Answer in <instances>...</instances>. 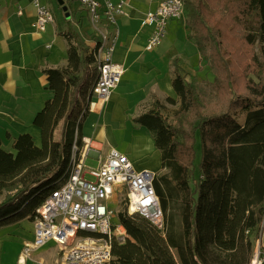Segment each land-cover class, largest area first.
Wrapping results in <instances>:
<instances>
[{
	"label": "trees",
	"instance_id": "trees-1",
	"mask_svg": "<svg viewBox=\"0 0 264 264\" xmlns=\"http://www.w3.org/2000/svg\"><path fill=\"white\" fill-rule=\"evenodd\" d=\"M182 1L186 39L212 77L199 81L179 58L172 59L171 87L180 104L172 122L159 100L132 119L147 129L160 153L153 187L163 228L129 217L124 206L117 210L126 238L123 243L111 240L115 264H249L260 233L264 0ZM73 27L70 21L60 33L67 44L66 66L42 70L50 97L32 122L40 129L41 146L22 134L7 152L0 140V227L31 222L67 178L74 140L83 146L81 127L98 77L97 39L93 36L92 46L86 45Z\"/></svg>",
	"mask_w": 264,
	"mask_h": 264
},
{
	"label": "crops",
	"instance_id": "crops-1",
	"mask_svg": "<svg viewBox=\"0 0 264 264\" xmlns=\"http://www.w3.org/2000/svg\"><path fill=\"white\" fill-rule=\"evenodd\" d=\"M52 1L41 0L50 9L53 22L36 31V11L32 0H0V140L7 152H12L13 138L22 134H29L34 144L41 146L40 129L32 122L50 97L45 90L46 80L42 70L66 66L67 44L60 35L64 30L63 22L59 23L55 13L56 9L63 11L64 1L59 4L57 0L56 8ZM122 1L127 6L123 7L124 15L118 19L119 38L113 61L122 65L124 75V63L130 60L133 74L124 83L120 80L101 111L88 113L83 121L81 135L88 140L84 165L90 160L96 161L98 167L109 152L115 150L126 155L136 170L156 174L160 171V153L150 133L133 123L132 119L147 111L146 106L154 100L161 102L168 97L174 98L171 61L176 56L172 58L161 53L146 59H142L143 56L133 59L138 47L145 51V43L152 31L151 26L141 19L144 9L148 8L147 13L153 11L162 0ZM79 10L77 7L75 12L80 14L78 17L70 10L71 23L79 22L77 28L82 25V14L88 23L85 12ZM68 15L64 14L65 17ZM173 22H169L168 26ZM78 34L84 39L81 33ZM139 126L147 131L148 136ZM128 129H137L136 138L140 141H136L140 143L135 149L129 147L120 151L114 134L119 131L124 135Z\"/></svg>",
	"mask_w": 264,
	"mask_h": 264
},
{
	"label": "built area",
	"instance_id": "built-area-1",
	"mask_svg": "<svg viewBox=\"0 0 264 264\" xmlns=\"http://www.w3.org/2000/svg\"><path fill=\"white\" fill-rule=\"evenodd\" d=\"M97 39L94 52L98 77L92 89L88 113H98L109 101L124 73L122 65L113 61L119 38L118 19L127 4L120 0H76ZM36 11L34 30L41 31L53 22L50 9L41 0H32ZM182 0H162L145 15L144 24L152 31L144 49L151 51L164 39L166 27L181 18ZM76 140L71 147L67 178L35 211L31 223L33 242L24 246L25 258L48 242L60 252L53 264H115L111 240L123 243L126 232L116 218L117 196L123 195V206L129 217L140 216L158 230L163 228L162 211L153 187L154 173L136 170L127 156L111 150L95 169L84 165L88 140ZM249 264H264V216L260 233L253 244Z\"/></svg>",
	"mask_w": 264,
	"mask_h": 264
},
{
	"label": "rangeland",
	"instance_id": "rangeland-1",
	"mask_svg": "<svg viewBox=\"0 0 264 264\" xmlns=\"http://www.w3.org/2000/svg\"><path fill=\"white\" fill-rule=\"evenodd\" d=\"M64 7H61L62 10L56 9V18L59 20V23L63 22V27L65 31L67 29V24H70V10L75 14L77 12L78 4H76V0H63ZM134 2L135 0H131ZM55 4V8L57 7V0L52 1ZM126 3V2H125ZM127 4V3H126ZM77 6V7H76ZM67 11L65 12V10ZM148 8L146 7L143 12L142 20L145 19V15L147 14ZM82 12V11H81ZM64 14H69L68 16H64ZM80 15V14H79ZM79 15L75 14V17ZM75 20V19H73ZM72 20V21H73ZM88 20V19H87ZM82 25L80 28H77V22L74 23V30L78 33H81L84 36V43L86 45L92 46L93 42L91 41L90 34L93 37L94 33L90 23L86 22L85 15L82 14ZM79 29V30H78ZM90 34L88 35V33ZM189 34V29L187 28V18L186 11L184 10L183 15L180 19L174 21L166 27V33L164 39L161 44L154 48L153 50L146 52L138 49L135 51V55L133 59L140 57L142 59H146L149 56L160 55L161 53H165L166 56L175 58H179L181 60L182 68L189 74L194 75L198 78L199 81L209 82L211 80L212 74L209 68L199 61V57L197 54L196 47L192 42H189L186 39V35ZM173 56V57H174ZM172 57V58H173ZM125 74L121 79V83L133 74L131 61L128 60L124 63ZM201 69V70H199ZM119 85V84H118ZM118 87V86H117ZM113 93V92H112ZM112 95V94H111ZM173 98V97H172ZM175 102L173 104L167 103L165 100L161 101L163 103L162 113L164 117L168 119L169 122H172V114L179 108V100L176 96L173 98ZM153 103V102H152ZM146 105V104H145ZM151 108V104L146 106V109ZM242 113H238L236 117L238 120H241ZM143 132H146L144 128L140 127ZM137 129H131L126 131L124 135H122L119 131L114 134V138L116 140L117 147L120 151L128 149L129 147H135L138 145L140 141ZM149 133V132H148ZM148 136V134H147ZM57 137V133H56ZM139 141H136V140ZM140 143V142H139ZM197 156L199 158V148L196 146ZM88 169H95L97 167L96 161H88L85 165ZM117 204L114 208L115 210H119L123 207V195L117 196ZM33 242V226L32 223L26 219L21 220L19 222H14L10 224H6L5 226L0 227V264H53L60 256V252L58 251V247L52 243L48 242L43 247L33 250L29 256L23 258L21 256L22 250L24 246L28 243Z\"/></svg>",
	"mask_w": 264,
	"mask_h": 264
},
{
	"label": "water",
	"instance_id": "water-1",
	"mask_svg": "<svg viewBox=\"0 0 264 264\" xmlns=\"http://www.w3.org/2000/svg\"><path fill=\"white\" fill-rule=\"evenodd\" d=\"M58 3H59V4H62V1H61V0H58Z\"/></svg>",
	"mask_w": 264,
	"mask_h": 264
},
{
	"label": "bare ground",
	"instance_id": "bare-ground-1",
	"mask_svg": "<svg viewBox=\"0 0 264 264\" xmlns=\"http://www.w3.org/2000/svg\"><path fill=\"white\" fill-rule=\"evenodd\" d=\"M94 36V35H93Z\"/></svg>",
	"mask_w": 264,
	"mask_h": 264
}]
</instances>
